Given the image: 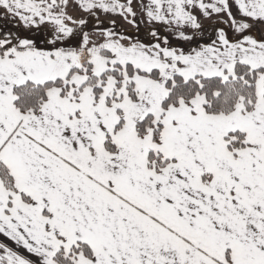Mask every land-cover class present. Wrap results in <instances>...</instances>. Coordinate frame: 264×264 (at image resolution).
Returning a JSON list of instances; mask_svg holds the SVG:
<instances>
[{"label":"snow or ice","instance_id":"obj_1","mask_svg":"<svg viewBox=\"0 0 264 264\" xmlns=\"http://www.w3.org/2000/svg\"><path fill=\"white\" fill-rule=\"evenodd\" d=\"M68 5L0 0V264H264V0Z\"/></svg>","mask_w":264,"mask_h":264},{"label":"rangeland","instance_id":"obj_2","mask_svg":"<svg viewBox=\"0 0 264 264\" xmlns=\"http://www.w3.org/2000/svg\"><path fill=\"white\" fill-rule=\"evenodd\" d=\"M121 2H124V0H121ZM77 3L78 0H69V5L67 8L68 14L72 15L76 19H87L88 26L84 30L89 32V34L92 35L93 39H99V37L95 33V28L97 24L96 17H93L89 13L81 11L77 7ZM142 3H147V0H133V8L137 13L135 17V23L129 22V20L133 19L132 17H129L128 20H125L120 15L105 14L103 12H98L96 16L99 18V21L102 22L100 27L114 30L122 35L130 36L133 40H140L145 43L156 42L151 34L153 30H156L161 43H163L164 38L167 37L170 46L173 47L187 46V42L178 39L176 33L170 31L168 29V26L158 22L149 23L144 12L141 10L140 6ZM233 11H235V8H233ZM199 18L202 24L207 25L209 23V20L204 18L202 15ZM211 20L227 21L228 17L226 15H221V16L213 15L211 17ZM111 21H115L116 22L115 25H113ZM221 26H223L227 31L229 32L231 31L227 24H223Z\"/></svg>","mask_w":264,"mask_h":264},{"label":"crops","instance_id":"obj_3","mask_svg":"<svg viewBox=\"0 0 264 264\" xmlns=\"http://www.w3.org/2000/svg\"><path fill=\"white\" fill-rule=\"evenodd\" d=\"M0 26L15 30L16 27L19 26V22L17 19L7 16L5 10L0 8ZM0 242L10 243L3 236H0Z\"/></svg>","mask_w":264,"mask_h":264}]
</instances>
